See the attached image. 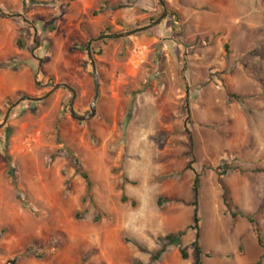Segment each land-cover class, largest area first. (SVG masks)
<instances>
[{"label":"rangeland","instance_id":"rangeland-1","mask_svg":"<svg viewBox=\"0 0 264 264\" xmlns=\"http://www.w3.org/2000/svg\"><path fill=\"white\" fill-rule=\"evenodd\" d=\"M163 2L149 27L158 0H0V264H152L195 175L202 264L262 253L264 0ZM95 76L78 121L54 86L83 116ZM194 233L158 264H193Z\"/></svg>","mask_w":264,"mask_h":264},{"label":"trees","instance_id":"trees-1","mask_svg":"<svg viewBox=\"0 0 264 264\" xmlns=\"http://www.w3.org/2000/svg\"><path fill=\"white\" fill-rule=\"evenodd\" d=\"M2 67H6V65H2ZM80 175L82 176V178L84 179V181L86 182V187L87 190L91 189L92 186V181L90 179V176L88 174L87 171L84 170V168L82 166H79L78 169ZM219 184L222 188V202L223 205L225 206L226 210L228 211L230 209V205L227 201L226 198V190L225 187L221 181V176H219ZM134 184V183H131ZM198 196H199V180H198V176L195 175V177L193 178L192 181V201H191V206L193 207L192 210V218H191V223L190 225H188L185 229L182 230H177L175 232H169L166 233L164 235H160L156 238V243L159 246V249L151 251L150 252V263L152 264H158V262L162 259V257L164 258V256L167 254H169V248L170 247H175L178 248V252L180 254V257L182 260H187L188 255L187 252L185 251V249L183 247H181V239L182 237L186 234V230L187 229H191L193 230L194 233V240L192 242V248L194 250V262L193 264H202V260H201V256H202V249L199 245V227H198V223H199V217H198ZM127 201V197L125 195H123L121 197V202L125 203ZM181 203L180 200H173V199H165L162 197H158L156 204L158 208H162L163 204H168V203ZM136 203L135 201H131V205L134 206ZM231 218L232 220H235L236 218V214L232 213L231 214ZM99 220V217L95 218L94 221L97 222ZM247 220L252 228V232L255 235L256 241L259 244V247L261 248V256L259 261H257L256 264H260L262 259H264V244L261 241V235H260V231L258 229L257 224L255 223V221L251 218V217H247ZM129 241V240H127ZM134 244H136L134 241H132ZM138 248L141 251H146L144 248L140 247L139 245H137ZM27 251L30 250V247H27L26 249ZM206 257H208V255H205ZM6 264H18L17 259L16 258H12L7 260ZM130 264H142L139 260L135 259L133 260Z\"/></svg>","mask_w":264,"mask_h":264},{"label":"water","instance_id":"water-1","mask_svg":"<svg viewBox=\"0 0 264 264\" xmlns=\"http://www.w3.org/2000/svg\"><path fill=\"white\" fill-rule=\"evenodd\" d=\"M158 2L160 4V6L162 7V13H161L160 17L154 23L149 25V27L159 24L160 21L163 20L164 17L167 15V10L165 8L163 0H158ZM60 87L66 88L72 93V97H71L70 103H69L70 113L76 120H78V121H86V120L92 118L95 115L96 111H95L94 106H95V102H96V99H97L98 93H99V79H98L97 76H95V79H94V100H93V102L91 104V111H90V113H88L86 115H83V116L76 115V113H75V111L73 109V101H74V98H75V95H76L75 89L73 87L67 85V84H64V83L56 84L54 86L55 89L60 88Z\"/></svg>","mask_w":264,"mask_h":264},{"label":"crops","instance_id":"crops-1","mask_svg":"<svg viewBox=\"0 0 264 264\" xmlns=\"http://www.w3.org/2000/svg\"><path fill=\"white\" fill-rule=\"evenodd\" d=\"M260 256H261V254H259V257H258V259L256 260L255 264L257 263V261H259ZM260 264H264V262H263V263L261 262Z\"/></svg>","mask_w":264,"mask_h":264}]
</instances>
